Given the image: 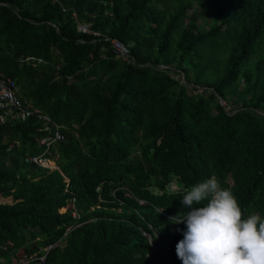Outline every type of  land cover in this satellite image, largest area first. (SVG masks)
Segmentation results:
<instances>
[{
  "label": "trees",
  "instance_id": "1",
  "mask_svg": "<svg viewBox=\"0 0 264 264\" xmlns=\"http://www.w3.org/2000/svg\"><path fill=\"white\" fill-rule=\"evenodd\" d=\"M0 71L65 135L0 121L4 264H181L169 218L213 175L264 218V0H0Z\"/></svg>",
  "mask_w": 264,
  "mask_h": 264
},
{
  "label": "clouds",
  "instance_id": "2",
  "mask_svg": "<svg viewBox=\"0 0 264 264\" xmlns=\"http://www.w3.org/2000/svg\"><path fill=\"white\" fill-rule=\"evenodd\" d=\"M61 134L60 141H63L64 132ZM25 157L23 160L30 162L26 161ZM47 160L48 166L30 163L45 169L58 168L53 159ZM181 204L186 210H181L169 218V221H173L171 223L185 225L183 239L176 244V255L181 264H264V218L255 212L245 216L232 190L222 187L215 175L186 190ZM68 229L69 226L65 227V233ZM65 233L62 234L63 237ZM147 237L150 238L148 234ZM155 237L157 238V235ZM56 242L60 243H48L28 256L13 255L9 259H15V262L23 256L31 259L42 254L46 259L48 251L55 247ZM49 244L53 246L45 250ZM149 245L151 251L157 249V243L149 240ZM36 260L31 259L27 264H36ZM0 261L4 264L3 258H0Z\"/></svg>",
  "mask_w": 264,
  "mask_h": 264
},
{
  "label": "built area",
  "instance_id": "3",
  "mask_svg": "<svg viewBox=\"0 0 264 264\" xmlns=\"http://www.w3.org/2000/svg\"><path fill=\"white\" fill-rule=\"evenodd\" d=\"M76 28L77 30L84 33L88 32V24L77 23ZM93 34L95 35L97 33L93 32ZM110 42L111 47L116 55L119 56L122 60L128 61L130 56L127 47L122 42L116 39H111ZM28 58L26 60H28ZM30 115H34L38 119H40L42 121V129L48 131V134L46 136L40 137L38 140V143L44 145L45 149H47V147L52 142L54 143L62 140V134L59 131L58 126L52 123L49 117L40 109L33 108L32 105L28 102H22L16 92V85L13 80L0 71V121H2L6 116L12 119H24ZM44 152L42 153L44 154ZM25 160L36 163L40 166H48L47 158L41 154L27 155L25 157ZM52 246L53 245L51 244L47 245L45 250L49 249ZM31 259H37L36 264H45L44 254L32 257ZM31 259L23 256L22 258H19L17 261H15L14 264H27ZM0 264H2L1 261Z\"/></svg>",
  "mask_w": 264,
  "mask_h": 264
},
{
  "label": "rangeland",
  "instance_id": "4",
  "mask_svg": "<svg viewBox=\"0 0 264 264\" xmlns=\"http://www.w3.org/2000/svg\"><path fill=\"white\" fill-rule=\"evenodd\" d=\"M190 12V11H189ZM198 22H200V20H198ZM174 77L176 78V77H178V79H179V77L180 76H178V75H174ZM221 103V102H220ZM223 104H225L224 102H223ZM226 107V106H225ZM227 108V107H226ZM169 189H175V185L173 184V182H170V184H169ZM11 201V198H10V196H8V197H0V202H10ZM61 210H63V208L61 209ZM8 260H9V258L5 261L6 263L8 262ZM14 260L15 259H10L9 260V263H11V262H14Z\"/></svg>",
  "mask_w": 264,
  "mask_h": 264
},
{
  "label": "water",
  "instance_id": "5",
  "mask_svg": "<svg viewBox=\"0 0 264 264\" xmlns=\"http://www.w3.org/2000/svg\"><path fill=\"white\" fill-rule=\"evenodd\" d=\"M220 102L223 104V100H220ZM224 106H226L225 104H223Z\"/></svg>",
  "mask_w": 264,
  "mask_h": 264
}]
</instances>
